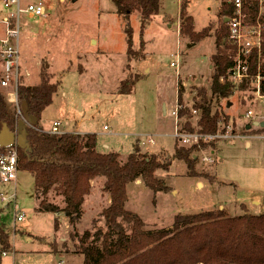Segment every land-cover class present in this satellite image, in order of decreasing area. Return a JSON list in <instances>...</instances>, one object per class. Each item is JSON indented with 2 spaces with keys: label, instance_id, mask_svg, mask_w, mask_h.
<instances>
[{
  "label": "rangeland",
  "instance_id": "1",
  "mask_svg": "<svg viewBox=\"0 0 264 264\" xmlns=\"http://www.w3.org/2000/svg\"><path fill=\"white\" fill-rule=\"evenodd\" d=\"M186 1L194 32L209 28L210 36L198 43L180 34V7ZM21 3L43 5L46 16L20 19L19 36L8 42V47L18 52L19 71L7 89H0V100L23 116L24 103L11 92L13 87H36L44 78L57 87L51 105L35 124L37 129L47 133L54 123H59L62 134L94 135L97 153H116L121 160L135 148L141 154L156 156L160 162L171 160L168 170L156 175L167 192L155 194L143 186L142 180L127 186L125 210L141 220L145 231L171 229L178 216L223 211L233 218L245 215V209L252 217L264 215V140L252 129L251 121L239 118L254 110L251 93L234 92L217 107L212 102V112H220L227 120V125H218L214 136L192 134L185 144L175 136L173 113L178 83L185 108L192 110L200 93L210 98L209 67L216 53L214 33L221 25V0H159V14L143 33L138 15L131 16L128 23L120 21L113 0ZM5 18L0 3V46L6 39L1 24ZM128 37L133 51H141L142 58L137 61H128ZM125 80H136L128 96L118 94ZM258 110L264 112V102ZM191 116L194 126L199 113L191 111ZM30 126L26 122L24 131ZM3 127L12 132L7 125ZM12 133L18 140L17 130ZM246 135H253L250 149L239 137ZM23 142L15 145L24 148L26 141L24 145ZM176 145L191 151V171L184 162L172 159ZM103 183V179L91 183L76 227L79 235L87 230L93 232V226L103 228L99 215L109 205ZM198 183L202 186L198 187ZM13 194L16 211L23 219L16 221L14 209L8 204L11 200L0 203V223L7 237L3 239V249L0 247V264H82L64 215L37 210L39 201L29 173L19 171L15 183L0 187V195L11 198ZM46 200L63 208V199L53 193Z\"/></svg>",
  "mask_w": 264,
  "mask_h": 264
},
{
  "label": "trees",
  "instance_id": "2",
  "mask_svg": "<svg viewBox=\"0 0 264 264\" xmlns=\"http://www.w3.org/2000/svg\"><path fill=\"white\" fill-rule=\"evenodd\" d=\"M233 1L221 0L218 12L221 25L214 33L216 53L210 59V98L206 99L204 93H200L192 110L185 108L180 94L181 84L178 83L176 130L180 135L214 136L219 130L218 125H227V120L220 112H212V102L217 107L218 102L228 100L234 92L252 95L254 91L251 80L239 84L226 81L225 85H218V77H226L235 66L237 48L229 38V26L225 23L226 19L233 17ZM240 1L247 23L252 26L259 10L258 0ZM113 2L120 21L128 23L131 16L138 15L141 33L160 11L159 0ZM186 9L187 1L180 7V34L189 37L192 43L208 38L209 28L198 34L194 32L193 19L187 15ZM260 24L261 58L253 52L247 59V67L250 76L257 75L259 70L263 78L260 93L264 96V14ZM141 55V51H133L128 37V61H137ZM135 81L122 82L118 94H132ZM56 87L44 78L36 87L19 86L17 96L24 103L23 116L21 113L17 115L13 107L8 109L0 100V131L4 124L12 132L16 131L22 117L38 120L42 111L51 105ZM257 106V101L253 100L251 108ZM191 111L199 113L194 126ZM26 135V146H15L19 171L27 172L33 178L38 211L64 215L69 237L77 243L75 254L82 256V264H264V215L252 217L245 214L232 218L223 211H216L191 217L178 216L171 229L145 231L141 220L125 210L127 186L137 180H142L144 187L155 194L167 192L168 188L156 173L167 171L171 160L160 162L154 155L141 154L138 148L125 160L116 153L99 154L95 150L97 140L94 135H54L37 129L35 125L27 129ZM190 153V150L176 145L172 159L184 162L191 171ZM96 179L104 180L102 189L109 197V205L99 215L103 228L93 226V232L87 230L79 235L76 227L82 218V205ZM51 193L63 199V208L47 203ZM54 228L56 232V224ZM6 238L0 223L2 249Z\"/></svg>",
  "mask_w": 264,
  "mask_h": 264
},
{
  "label": "built area",
  "instance_id": "3",
  "mask_svg": "<svg viewBox=\"0 0 264 264\" xmlns=\"http://www.w3.org/2000/svg\"><path fill=\"white\" fill-rule=\"evenodd\" d=\"M0 3L6 14V18L1 22L4 26V35L6 39L1 42L2 46H0V89H7L10 82H14L17 79V73L19 71L18 52L9 48L8 42L12 40V38H17L19 36L21 32L20 19L22 17L27 20L42 18L46 16V10L41 4L23 6L21 0H0ZM233 5L235 9L234 14L231 19H227V24L229 26V38L237 48L234 59L235 66L226 77H218V85L223 86L226 81L239 84L244 80H251L254 87V91L252 92L254 100L257 101V103H263L264 96L260 93V85L263 78L259 70L258 74L255 76H250L248 74L247 59L253 52H257L259 59L261 58L260 53L263 39L261 36L260 18L262 14H264V0H258L259 10L255 23L252 26L247 23V15L243 13L241 1L234 0ZM13 23L15 24L14 28L11 27ZM176 66V64H171V67L176 68ZM19 86H14L13 91H11V89L10 91L18 94ZM260 114L261 115H258L254 111H247L244 118L246 121H251L252 128L253 126L256 128L258 127L257 135H259L261 139H264V112ZM17 115H20V111H17ZM173 116L177 121V108ZM60 126L59 123H54L51 130L47 133L54 135L61 134L59 131ZM175 136L184 144L190 142L189 135H180L175 131ZM18 172V158L15 147L0 148V187L15 183ZM9 200H11V202L8 204H11L14 209L16 221L18 223L22 222L23 216L16 211L15 195L13 194L11 198L0 195V203H6Z\"/></svg>",
  "mask_w": 264,
  "mask_h": 264
},
{
  "label": "water",
  "instance_id": "4",
  "mask_svg": "<svg viewBox=\"0 0 264 264\" xmlns=\"http://www.w3.org/2000/svg\"><path fill=\"white\" fill-rule=\"evenodd\" d=\"M227 19L225 20V23H227ZM34 126L37 122V120L33 117H24L23 120L19 121L17 124V133L20 134L19 138L17 140L15 133L9 132L6 127H3L0 132V148H8V147H14L16 145H20L21 142L26 141V132L24 131L25 123L26 122ZM24 142L22 143L24 145ZM17 143V144H16ZM16 144V145H15Z\"/></svg>",
  "mask_w": 264,
  "mask_h": 264
},
{
  "label": "crops",
  "instance_id": "5",
  "mask_svg": "<svg viewBox=\"0 0 264 264\" xmlns=\"http://www.w3.org/2000/svg\"><path fill=\"white\" fill-rule=\"evenodd\" d=\"M121 23V22H120ZM178 66V65H177ZM177 66H176V68H177ZM209 69H210V67H209ZM176 100H177V98H176ZM177 106V105H176ZM262 107V103H258V106H257V109H254L253 111L254 112H256V113H262V112H259V110H258V108L259 107ZM249 110V109H248ZM247 112V111H246ZM245 116V115H244ZM239 118H244L243 116H241V117H239ZM174 119H175V117H174ZM245 119V118H244ZM246 121V120H245ZM245 121H243V122H245ZM242 122V123H243ZM247 122V121H246ZM246 122H245V124H246ZM176 124H177V121H176V119H175V131H177L176 130ZM245 127H247V124H246V126ZM248 128V127H247ZM258 128V127H257ZM257 128L255 127V126H253V130H255L256 132H257ZM258 134V133H257ZM251 136H253V135H251ZM251 136L250 135H246V136H239V137H243L244 138V146L247 148V149H250L251 148V143H250V139H251ZM262 140H264V139H262ZM211 167H212V170H215V165H214V163L212 164L211 163ZM213 172V171H212ZM156 175H157V173H156ZM133 183H131V185H132ZM199 185L200 186H202L200 183H198V187H199ZM144 186V185H143ZM253 204H255L256 206H258L259 205V202L258 201H253ZM247 210L245 209V214L247 213V215H248V212H246Z\"/></svg>",
  "mask_w": 264,
  "mask_h": 264
}]
</instances>
